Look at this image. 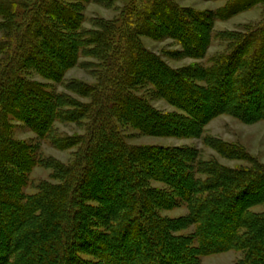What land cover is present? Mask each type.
I'll return each mask as SVG.
<instances>
[{
    "label": "trees",
    "instance_id": "trees-1",
    "mask_svg": "<svg viewBox=\"0 0 264 264\" xmlns=\"http://www.w3.org/2000/svg\"><path fill=\"white\" fill-rule=\"evenodd\" d=\"M85 1L87 0H0V18L9 32L10 41H0L1 51L7 54L4 61L0 62V105L8 104L13 109L19 107L21 115L29 122L42 128L48 126L54 119L50 118L55 111H51L53 96L44 91L40 84L23 77L24 70L30 66L29 60H34V65H38L40 69L46 62V67L51 71L57 70L58 67L52 68V60L41 55L46 49L50 52H53V49L57 53L69 50L72 54L76 51H82L85 55L94 53L100 55L103 63L104 87L100 91L98 86L93 89V103L86 104L80 115L83 116L91 109L92 122L96 123L102 119L107 124L102 125L103 129L107 130L91 129L90 126L86 137L81 136L75 140L67 138L73 143L80 142L82 147L77 159L70 166L58 165L63 182L47 190L42 188L36 195L26 198H23L21 192L27 182L21 172L26 174L25 169L28 170L34 160L30 158L27 145L13 140L7 133L9 127L6 124L0 125V264H91L83 254L87 255L86 247L93 244L102 248L109 247L108 253L103 255L107 259L104 258L103 264L191 262L190 256L188 258L183 252L185 248L182 250L179 245L168 244V241L162 238L152 240L149 222L146 223V219H152L149 215L151 206L143 195L140 197L132 191L124 192L126 194L123 202L128 204V209H125L121 220L117 219L118 215L112 216L107 210L99 214L92 212L91 208L84 204V197L87 193L97 192L103 199L113 200L117 179L127 182L138 173L143 175L144 179L147 172L141 169V165L146 162L154 168L156 166L153 161H157L162 171L172 176L178 174V166L168 160L172 157L171 150L157 147H147L142 151L141 148H127L116 134L112 119L116 117L129 121L131 117L136 119V127L149 126L138 117L144 107L148 106L142 103L140 97L121 92L126 88L131 89L135 83L138 84L144 71H151L154 64V61L145 58L144 51L140 49L137 37L141 32L137 31V24H146L147 20L152 21L153 16H156L164 21V26L179 30V35L197 50V38L191 34L194 27L189 28L182 10L170 0H143L142 7L137 9L135 16L125 18L129 26L124 32L119 30L117 34L116 26L106 23L99 31L90 34L86 32L85 36L77 16L80 5ZM230 1L228 10H231L227 14L233 11L232 7L235 5L245 7L264 3V0ZM222 13L226 14L225 11ZM63 24L65 34L60 29ZM131 25L135 28L131 29ZM14 40H17L19 45L12 50ZM46 45L50 48H45ZM86 45H91V50H83ZM237 49L238 52L234 50L225 55L209 71V86L213 94L211 97H215L214 103L211 102L213 108L218 103V97H224L227 90L231 89L238 92L239 105L245 109L248 102L256 101L251 95L257 96L260 86H264V23L257 31L245 36ZM10 53H13V56L7 57ZM238 53L245 54L246 64L236 80H233L231 77L241 59L238 58L240 55L237 57ZM134 64L137 68L132 70L131 65ZM132 79L135 83L131 82ZM231 81L235 83L231 84ZM153 84L161 87L169 98L180 102L190 111L195 112L196 102L201 104L194 95L198 90L194 86L190 87L187 82L171 78L167 84L170 88H166V85L163 87L164 82L161 79ZM111 91H120L121 94L114 92L118 96L115 101H110L111 111L108 112L105 109V99ZM17 100L19 103L16 104ZM196 111L201 117L202 111ZM152 113L148 111L147 116L155 117V121L150 120L151 124L158 126L165 123L163 126H167L165 116L156 118ZM230 149L229 147L230 153L234 151ZM131 156H135L133 160ZM178 163L181 164L182 161L178 160ZM9 165L15 167L14 170H11ZM183 165L184 163L181 165L182 169ZM205 166V170H211L210 178L203 182L200 190L188 188L184 192L188 198L195 197L194 219L198 223L200 241L206 250L205 253L228 249L236 239L247 248L253 249V259L247 260L249 264H264V211L249 212L247 217L244 213L247 206H264V166L259 165L257 170H232L217 163ZM196 185L199 186L198 183H195ZM45 198L48 199L46 204L51 205L53 209L45 210ZM93 218L95 221L97 219V223L99 220L104 223L109 232L97 234L92 230L95 225ZM102 235L104 243L100 244ZM129 239L133 242L132 246ZM107 240L109 242H106ZM103 253L104 251H101V254ZM9 260L11 262H8Z\"/></svg>",
    "mask_w": 264,
    "mask_h": 264
},
{
    "label": "rangeland",
    "instance_id": "rangeland-1",
    "mask_svg": "<svg viewBox=\"0 0 264 264\" xmlns=\"http://www.w3.org/2000/svg\"><path fill=\"white\" fill-rule=\"evenodd\" d=\"M170 1L182 10L184 18L190 25L189 28L194 27L191 34H193L192 37L197 38L198 49L194 50L192 44L179 35V30L164 26L163 20L161 21L156 16H153L152 21L147 20V25L137 24L139 26L137 31L141 32L137 37L140 49L144 51L145 58L154 61L153 71H144L143 78L140 77L138 84L132 79L131 82L135 83L132 88L129 90L126 88L121 92L140 97L142 103L148 106L144 107V111L138 117L149 126L138 128L136 119L131 117L129 121L116 117L112 120L117 130L116 134L120 136L127 148H137V150L141 148V151L147 147L171 150L172 157L168 160L178 166L176 167L178 174L172 176L162 171L157 161H153L155 163L153 165L156 166L154 168L146 162L141 165V169L147 172L148 175L145 173L147 177L144 176L142 179L143 175L138 173L133 179H129L128 183L117 179L113 200H105L97 192L87 193L88 195L84 197V204L89 206L92 212L96 211L99 214L107 210L112 216L118 215L117 219L121 220L125 209H128L126 207L128 204L123 202L124 194H126L124 192L132 191L140 197L143 195L151 206L149 215L152 219L151 221L146 219V223L149 222V229L153 234L151 235L152 240L157 241L162 238L167 240L168 244L179 245L182 250L185 248L186 251L183 252L188 255V258L190 256L191 262L182 261L181 264H249L247 260L253 259V249L247 248L245 244L242 245L236 239L228 249L211 254L205 253L206 250L203 249L200 241L198 223L194 219L193 198L195 197L188 198L184 192L188 188L196 191L201 189L203 182L210 178L211 170H205V165L209 163H217L219 166L232 170H257L259 165L264 166V86L259 87L260 92L257 96L251 95L256 101L248 102L245 109L239 105L238 92L231 89L227 90L224 97H218L216 100L218 103L215 106L218 108L216 109L212 107L215 97H211L213 94L208 80L211 76L209 71L213 66L230 52L234 50L238 52V45L242 43L244 37L257 31L264 23V3H255L245 7L235 5L232 7L233 11L227 14L231 10H228L230 0ZM142 2L143 0H87L83 2L80 5V11L77 12L82 33L86 36L87 33L99 31L106 23L114 24L117 34L119 30L124 32V29L129 26L125 18L135 16L142 7ZM223 11L226 14H223ZM130 27L135 28L132 25ZM60 29L63 34L66 33L64 24L60 26ZM8 35L9 32L0 18V41L10 42ZM18 45L19 42L14 40L12 50ZM45 48L50 47L46 45ZM85 49L91 50V45L83 47V50ZM47 51L41 55L52 60V68L57 66L58 69H53L51 72L48 70L49 67H46L48 66L46 62L43 63L46 68L40 69L38 65L37 67L34 65V60H29L30 66L24 70L23 77L40 84L44 91L52 94L51 111L53 109L55 111L53 117H50L54 118L51 123L44 128L36 126L21 115L19 107L13 109L8 104H6L7 107L4 104L0 105V125L6 124L9 127L8 135L16 142L27 145L30 158L34 160L28 166L29 169H25L26 174L21 172L27 182L21 192L23 198L36 195L42 188L47 190L63 182L58 165L70 166L77 159L82 147L80 142L73 143L67 138L75 140L81 136L86 137L90 126L91 129L107 130L103 129L102 125L107 126V124L102 119L97 120L96 123L90 120L91 109L83 116L80 115L86 104L93 103L95 98L92 94L93 89L98 86L100 91L104 87L103 63L100 55H94V53L85 55L82 51L72 54L70 50L57 53L52 49L53 52H50L48 56ZM6 55L0 49V62L4 61ZM9 56H13V53L8 54L7 57ZM237 57L241 59L231 77L233 80H236L240 75V70H243L246 64L245 54L238 53ZM131 68L133 70L137 66L134 64ZM171 78L187 82L190 87H196L198 91L194 95L202 105L196 102L194 108L202 111L201 117L196 110L195 112L190 111L180 102L169 98L161 87L153 84L161 79L164 82L163 87L166 85L167 88ZM231 82V84L235 83ZM114 92L116 91H111L106 95L105 109L108 112L111 111L110 101H115L118 96ZM121 92L119 91L120 94ZM15 102L19 103L18 100ZM115 109L117 110L116 107ZM147 110L153 112L156 118L165 116L167 126H163L165 123L158 126L151 124L150 120L155 121L153 119L155 117H147L149 116ZM229 147L234 151L230 153ZM131 157L133 160L135 156ZM178 160L182 163L179 164ZM9 167L11 170L15 168L12 165ZM195 183L199 186H195ZM47 201L48 199L45 198L43 203L47 207L45 210L48 211L53 208L46 204ZM254 211L261 213L264 211V206L251 205L244 208L246 217L249 212ZM93 222L95 225L91 229L97 234L109 232L100 220L97 223V219L95 221L93 218ZM99 242L104 243V236ZM129 243L133 245L131 239ZM108 249L109 247L102 248L93 244V246L86 247L87 255H83L91 264H103L104 258L106 259L103 255L108 253ZM13 250L14 248L12 252ZM101 251L104 253L101 254Z\"/></svg>",
    "mask_w": 264,
    "mask_h": 264
}]
</instances>
